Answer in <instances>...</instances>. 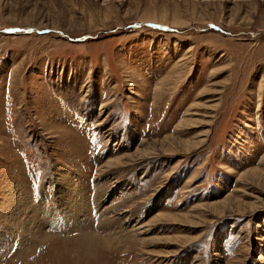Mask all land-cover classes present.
Wrapping results in <instances>:
<instances>
[{"label":"rangeland","instance_id":"rangeland-1","mask_svg":"<svg viewBox=\"0 0 264 264\" xmlns=\"http://www.w3.org/2000/svg\"><path fill=\"white\" fill-rule=\"evenodd\" d=\"M0 264H264V0H0Z\"/></svg>","mask_w":264,"mask_h":264},{"label":"bare ground","instance_id":"bare-ground-1","mask_svg":"<svg viewBox=\"0 0 264 264\" xmlns=\"http://www.w3.org/2000/svg\"><path fill=\"white\" fill-rule=\"evenodd\" d=\"M139 153V152H138ZM141 153V152H140ZM137 155V154H136ZM112 164H114L113 162H110L109 163V166H112ZM80 187V186H79ZM72 193H74L75 194V196H77V194H80L81 192H74V191H72ZM66 199H69V196H66ZM228 205H229V203H228V201L227 200H225V201H223V202H221V203H219L218 205H217V207H215V208H218V207H228ZM57 210H58V203H55L54 204V206L50 209V211H49V213L47 212L46 214H42V215H38V213H35L34 215L32 214V215H30V216H28V219H27V221H28V223L25 225L26 227V229L27 230H29V231H31L30 232V234L31 235H37L38 234V232H36L35 233V231H36V229L35 230H33V225H38L39 224V226H41V224L42 225H44V223H46V219L45 218H42V216L44 217L45 215L46 216H48L49 218L52 216V217H54L55 215H58V213H57ZM33 212V211H32ZM54 213H56L55 215H54ZM66 213L67 214H70V216H71V212L70 211H68V210H66ZM29 214H30V212H29ZM97 214V213H96ZM81 215V213L79 212V211H77V212H75L74 213V217H78V216H80ZM105 215H106V213H102L101 214V217H103L104 216V218H101V220L100 221H97V224H99V225H101V227H105L106 229H110V227L112 226H114L113 224H115V222H113L110 218H107L106 217V219H105ZM98 216H100V215H98ZM73 217V216H72ZM95 218V217H94ZM39 221H38V220ZM105 219V220H104ZM60 220V219H59ZM106 220H110V222L109 223H107V221ZM36 221V223H37V221H38V223L36 224V223H33V222H35ZM49 221V220H48ZM48 221H47V225H48ZM60 221H62V220H60ZM33 224V225H32ZM95 224V223H94ZM63 225V224H62ZM38 226V227H39ZM57 226V225H56ZM98 226V225H97ZM53 227V226H52ZM31 228V229H30ZM40 228V227H39ZM98 228H100V226H98ZM38 229V228H37ZM41 229V228H40ZM101 229V228H100ZM37 231H40V230H37ZM40 233V232H39ZM2 239V238H1ZM98 242V241H97Z\"/></svg>","mask_w":264,"mask_h":264},{"label":"snow or ice","instance_id":"snow-or-ice-1","mask_svg":"<svg viewBox=\"0 0 264 264\" xmlns=\"http://www.w3.org/2000/svg\"><path fill=\"white\" fill-rule=\"evenodd\" d=\"M152 27H159L158 25H152ZM8 32H16V31H32L31 29L22 30V29H7Z\"/></svg>","mask_w":264,"mask_h":264}]
</instances>
